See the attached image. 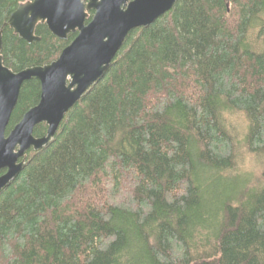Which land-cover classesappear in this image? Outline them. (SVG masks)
Wrapping results in <instances>:
<instances>
[{"label":"trees","instance_id":"16d2710c","mask_svg":"<svg viewBox=\"0 0 264 264\" xmlns=\"http://www.w3.org/2000/svg\"><path fill=\"white\" fill-rule=\"evenodd\" d=\"M26 1L0 0V28ZM36 35L5 27V66L50 64L78 32ZM40 96L24 82L6 134ZM260 157L264 0H177L0 190V264H264Z\"/></svg>","mask_w":264,"mask_h":264},{"label":"water","instance_id":"95a60500","mask_svg":"<svg viewBox=\"0 0 264 264\" xmlns=\"http://www.w3.org/2000/svg\"><path fill=\"white\" fill-rule=\"evenodd\" d=\"M176 1L28 0L19 5L0 28V190L21 170L29 150H40L54 137L67 112L110 66L128 33L152 23ZM39 24L61 39L78 35L50 64L19 72L5 66L4 28L32 43L41 39L36 35ZM33 77L41 83L40 101L6 134L21 87ZM42 122L47 132L37 138L34 128Z\"/></svg>","mask_w":264,"mask_h":264},{"label":"rangeland","instance_id":"374dc122","mask_svg":"<svg viewBox=\"0 0 264 264\" xmlns=\"http://www.w3.org/2000/svg\"><path fill=\"white\" fill-rule=\"evenodd\" d=\"M254 163H255L256 168H257L256 175H255V178H256V176H258L264 170V157L257 158V160ZM255 178H254V180H255Z\"/></svg>","mask_w":264,"mask_h":264}]
</instances>
